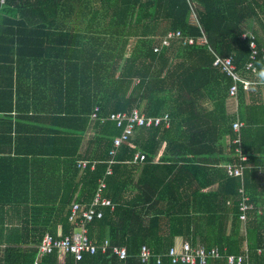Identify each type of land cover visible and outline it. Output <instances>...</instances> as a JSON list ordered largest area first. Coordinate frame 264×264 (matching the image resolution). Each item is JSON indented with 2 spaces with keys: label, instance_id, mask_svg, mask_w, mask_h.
Listing matches in <instances>:
<instances>
[{
  "label": "trees",
  "instance_id": "1",
  "mask_svg": "<svg viewBox=\"0 0 264 264\" xmlns=\"http://www.w3.org/2000/svg\"><path fill=\"white\" fill-rule=\"evenodd\" d=\"M190 1L198 25L190 23L185 0L0 2V212L9 209L23 219L8 227L0 215V264H33L36 250L26 245H38L45 234L62 239L80 232L69 221L72 203L89 204L102 179L113 208H102L86 235L97 246L108 239L125 247L128 258L108 249L75 262L63 253L62 264H141L143 245L153 256L148 264H158L157 256L177 247V237L222 255H244L246 246L243 264H262L264 100L244 101L249 93H264V81L257 80L264 68V0ZM171 32L206 44L171 41L154 53ZM246 33L258 46L251 70L245 69L251 54ZM215 56L232 57L239 75L251 81L247 88L238 85L239 120L227 110L234 81L212 66ZM133 110L147 117L167 113L170 126L137 129L116 149L107 176L121 130L106 119ZM236 121L243 122L238 132ZM90 131L94 155H82ZM155 155L161 157L152 161ZM80 161L86 168H78ZM226 165L242 167V179L228 176ZM241 186L251 207L245 223L239 220ZM30 232L36 240L24 241ZM59 254L39 264H60ZM161 264L173 263L163 257Z\"/></svg>",
  "mask_w": 264,
  "mask_h": 264
},
{
  "label": "built area",
  "instance_id": "2",
  "mask_svg": "<svg viewBox=\"0 0 264 264\" xmlns=\"http://www.w3.org/2000/svg\"><path fill=\"white\" fill-rule=\"evenodd\" d=\"M190 8V17L189 21L191 24L198 25L196 13L194 10V5L190 0H185ZM1 3H4L5 0H0ZM249 39V48L251 49V54L249 57V62H247L245 69L251 70L253 68V63L258 56V46L255 42L254 37L250 33H246L243 36V39ZM171 41H180L181 46H193L195 43L199 45H205V39H191L183 38L180 32L169 33L164 39H162L159 46L154 47V53H161L164 48L170 47ZM213 67L220 68L223 73L231 77L234 83L230 87L229 94L230 96L235 97L237 95L238 85L242 84L244 88H247L251 85V81L243 78L238 73L237 66L233 62L232 57L221 58L215 56ZM98 108L95 109V113L92 115L93 121L98 119ZM108 122L115 124L116 128L121 130L119 136L115 137L113 140V148L109 152L110 158L106 161L108 164L106 174L111 175L112 169L111 165L115 163L114 156L116 154V149L121 146V144L128 141L131 138L137 129L139 128H150L157 127L161 124L165 128L170 126V118L167 113L163 114L160 117H147L142 114L139 110H133L131 114H113L110 115ZM105 120H102L104 122ZM242 123L236 121L233 123L232 128L235 132H238L242 127ZM235 143H238V140H234ZM240 153L239 149L236 150ZM137 157V155H136ZM140 159L143 160L144 156H140ZM242 161L246 160V157H241ZM87 166L86 161H80L78 163V168L84 169ZM93 168V164L91 166ZM225 172L230 177H243V168L239 166L226 165L224 167ZM106 188L105 181L99 180L98 188L94 192L92 200L89 204L81 202H73L71 207L70 219L69 221L77 223L80 226V232L73 233L71 236H66L62 239H54L49 234H45L40 243L36 245V256L33 264H38L39 260L46 256L47 254L52 253L53 251H58L59 253H70L72 254L75 262L82 260L83 254L88 253L90 255L94 254L97 250H100L101 253H106L108 249H111L113 254L116 255L120 260H126L128 258V252L125 247L112 246L109 243L108 239H105L99 246L93 244L87 237V225L92 222L94 218L102 217V208L109 207L113 208V202L110 198L103 195V192ZM241 194V203L239 206L240 216L239 220L242 223L246 222L247 214L250 211L251 207L247 204L248 197L244 193V189L241 186L239 189ZM244 255H222L218 248L207 249L205 246L193 247L189 242H184L180 248L172 246L167 254L157 256V263L161 264L163 257H168L173 264H207L208 259H220L225 258L227 264H243L247 258V250L244 251ZM153 257L150 249L143 245L141 246L138 254V258L141 264H148L150 258Z\"/></svg>",
  "mask_w": 264,
  "mask_h": 264
},
{
  "label": "crops",
  "instance_id": "3",
  "mask_svg": "<svg viewBox=\"0 0 264 264\" xmlns=\"http://www.w3.org/2000/svg\"><path fill=\"white\" fill-rule=\"evenodd\" d=\"M245 27L248 28L247 25ZM253 28H255V25L252 24L251 25V29H253ZM262 37H263V42H264V34L263 33H262ZM130 44H131L130 46L132 47L133 46V42H131ZM257 80H260L258 74H257ZM260 99L261 100H264V93L263 94L262 93H249V96L246 98V100L244 102H247V103L252 102V101H257L258 102ZM238 104L239 103H238L237 95L235 97L230 96V98L227 101V110H228V113H229V115L235 117L236 120L237 119L239 120L240 119L239 116L241 115V111H240V108H239V105ZM249 118H251V116L249 117V115H248V119ZM240 123H243V122H240ZM136 133H137V131H136ZM93 138H94V132L93 131H90V133L86 135V137H85V139H84V141H83V143L81 145L80 154L84 155V154L87 153L90 156L94 155L93 154V152H94L93 146L89 145L91 143V141H92ZM228 147L229 146H228L227 139H225L224 144H223L224 152H226L228 150ZM160 157L161 156L155 155V156H153L152 161H155V160H157ZM255 158H258V157H255ZM252 167L253 166H251V168ZM258 170L261 173V177H262V183H260V189H259L258 192L259 193L260 192L261 193H264V167H259ZM261 188H263V189L261 190ZM216 189H217V186H214V187H210V188H208V189H206L204 191L205 192H210V191H215ZM135 193H136V191L134 192V194ZM261 193L259 194L260 195L259 196V200H260V198H262L261 197ZM261 201L262 202H259V209H258L259 212L258 213H259V217L261 219H263V221H264V216H263V213H264V199L262 198ZM0 215H3L5 217L6 225L8 227L22 225L23 219L22 218H19L17 215H14V212H12L9 209H6L5 212L1 211L0 212ZM8 220H9V223L10 224H8V222H7ZM244 225L245 224H243V226ZM254 226L257 227V225H255V224H254ZM31 227L32 226H31V223H30L28 225V228H31ZM244 234H245V228L242 227V235H244ZM35 235H36V233L30 232L28 234L27 238L24 239V241H26V242H33V241H35L36 240ZM175 242H176L175 244L179 248V247H181V244H183L184 242H188V241H186L183 237H177ZM36 245L37 244L26 245L24 247V250H26V251L29 252L30 251L29 249L30 248L31 249H35L36 248ZM245 250H247L246 246L244 247V251ZM2 253L3 252H2V250L0 248V261H1V259H3L2 258L3 257V254ZM259 254H260V252H259ZM63 260H64V254L63 253H60L59 254V257H58V263L62 264L63 263ZM41 261H42V258L39 260L38 264L41 263ZM262 264H264V260H263Z\"/></svg>",
  "mask_w": 264,
  "mask_h": 264
},
{
  "label": "clouds",
  "instance_id": "4",
  "mask_svg": "<svg viewBox=\"0 0 264 264\" xmlns=\"http://www.w3.org/2000/svg\"><path fill=\"white\" fill-rule=\"evenodd\" d=\"M258 76L260 78L261 81H264V68H262L260 70V72L258 73Z\"/></svg>",
  "mask_w": 264,
  "mask_h": 264
},
{
  "label": "rangeland",
  "instance_id": "5",
  "mask_svg": "<svg viewBox=\"0 0 264 264\" xmlns=\"http://www.w3.org/2000/svg\"><path fill=\"white\" fill-rule=\"evenodd\" d=\"M131 45V44H130Z\"/></svg>",
  "mask_w": 264,
  "mask_h": 264
}]
</instances>
